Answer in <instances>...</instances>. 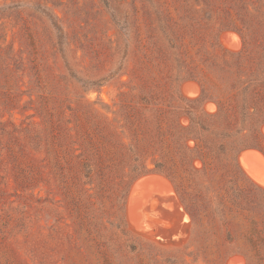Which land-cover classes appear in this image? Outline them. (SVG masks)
Segmentation results:
<instances>
[{
    "label": "rangeland",
    "instance_id": "obj_1",
    "mask_svg": "<svg viewBox=\"0 0 264 264\" xmlns=\"http://www.w3.org/2000/svg\"><path fill=\"white\" fill-rule=\"evenodd\" d=\"M262 123L264 0H0V264H264Z\"/></svg>",
    "mask_w": 264,
    "mask_h": 264
},
{
    "label": "trees",
    "instance_id": "obj_2",
    "mask_svg": "<svg viewBox=\"0 0 264 264\" xmlns=\"http://www.w3.org/2000/svg\"><path fill=\"white\" fill-rule=\"evenodd\" d=\"M232 30H235V31H237L241 36H242V38L244 39V42L246 41V36H245V33L243 32V30L242 29H240V28H238V27H235V28H233ZM193 79H195V80H197L200 84H201V86H202V88H203V92L205 93L206 92V85L203 83V81H201L200 79H196V78H193ZM252 79V78H251ZM255 79V78H254ZM253 79V82L255 81ZM248 81H250V80H248ZM250 84V83H249ZM182 95V94H181ZM200 98H189V97H187V96H184V95H182V100L184 101V103H185V106L182 108L183 109V112L184 113H186V117H188L189 118V121H190V124H189V126H186V125H184L183 123H182V121H181V118H179V120H178V124L180 125V127L181 128H184V127H190V126H199V127H203V128H206V127H208V119H210L211 117H213L214 115L216 116L217 114H216V112H214V113H210V112H208L206 109H205V104H201L199 101ZM219 106H220V104H219ZM219 109H221V107L219 108ZM185 117V116H184ZM263 126H264V123H262L261 124V128H260V130H262V132H263ZM264 134V133H263ZM195 140H196V142H197V144H199L200 142H199V139L198 138H194ZM194 139H192V140H194ZM188 139H187V141H185V143H186V146L188 147V148H192L189 144H188ZM250 146H254V147H257V148H260L263 152H264V145H262V144H250ZM218 148H217V150H219L220 152H226L227 150H226V146H225V144L224 143H220L218 146H217ZM201 159V161L203 160L202 158H200ZM203 162V161H202ZM205 164H206V167H207V162H205ZM237 166H238V164H237ZM192 167H193V169L195 170V172H200V171H202V168H198V167H196L195 165H194V161L192 162ZM240 169V168H239ZM241 170V169H240ZM148 171H152V170H148ZM148 171H146V172H148ZM154 171H156V172H160V173H162V174H164L172 183H173V185H174V187H175V189L177 190V192H178V194L180 195V197H181V199H182V201H183V203L186 205V207H187V209H188V211H189V213L191 214V216L194 218L195 217V212L193 213V210L191 209V208H189V206L186 204V202H185V200H184V198H183V189H182V186H181V183H180V179L179 178H177L175 175H173V174H171V173H168V172H166V171H164L162 168H160V167H158V168H156ZM145 173V172H144ZM142 174V173H141ZM140 174V175H141ZM139 176V175H138ZM225 176V175H224ZM249 184L250 185H253L254 187H256L259 191H261V192H263L264 193V189L262 188V187H260V186H258V185H256V184H254L253 182H251V181H249ZM233 185H235V183L233 182V179H231V180H229V186H233ZM236 186V185H235ZM237 190V189H236ZM235 189L234 190H231L230 192H232L230 195H231V198H232V200H231V202L232 203H230L232 206H236V210H237V212H236V214L235 215H237L238 214V211H240V207L239 206H237L235 203L238 201V198L235 196V191H236ZM126 199H127V197H126ZM223 216H227V215H229V214H222ZM238 217H240V216H238ZM125 218H126V214H125ZM125 220V219H124ZM127 222V221H126ZM126 224V223H125ZM241 252V254H243L245 257H246V259H247V261H248V263L249 264H253V262L255 261V257H256V252L255 251H253V249H249L248 247H247V250H242V251H240ZM231 257V256H230ZM229 258V257H228Z\"/></svg>",
    "mask_w": 264,
    "mask_h": 264
},
{
    "label": "water",
    "instance_id": "obj_3",
    "mask_svg": "<svg viewBox=\"0 0 264 264\" xmlns=\"http://www.w3.org/2000/svg\"><path fill=\"white\" fill-rule=\"evenodd\" d=\"M253 151H257V152H260L263 156H264V152L260 149V148H255V147H247V148H244L240 151V153L238 154V156L236 157V163L238 164L239 168L242 170V172L248 177L250 178L254 183L258 184L257 182H255L248 174L247 172L245 171V169L243 168V166L250 172V174L252 176H254L255 178H257L258 180L260 181H263L264 180V171L258 169V166L256 165V163L254 162V160H252V157L254 156V152ZM241 156V158H240ZM241 159V161H240ZM243 166H242V164ZM144 177H148V179L143 182L141 184V187L144 189V190H147V185L149 183H154V184H157V177H164L166 178L164 175L162 174H159V173H147L141 177H139L136 182L138 180H140L141 178H144ZM136 182L134 183V185L136 184ZM133 185V187H134ZM259 186H261L260 184H258ZM133 189V188H132ZM130 201V200H129ZM127 214H128V218L130 219V221L132 223H134L135 225V220H134V217L129 213V202H128V206H127ZM136 226V225H135Z\"/></svg>",
    "mask_w": 264,
    "mask_h": 264
},
{
    "label": "bare ground",
    "instance_id": "obj_4",
    "mask_svg": "<svg viewBox=\"0 0 264 264\" xmlns=\"http://www.w3.org/2000/svg\"><path fill=\"white\" fill-rule=\"evenodd\" d=\"M254 157V156H253ZM254 162L256 163V165L259 167V164H260V168L262 169V167H263V165H262V162H261V160H260V157H256L255 156V159H254ZM259 169V168H258ZM263 170H264V167H263ZM262 170V171H263ZM143 182V181H142ZM141 186V185H140ZM167 186H165L163 183H160V184H154V183H149L148 185H147V190H144L143 188H141V190L143 191V192H151V191H153V192H159V193H164L165 192V194H166V192H169V191H167L168 190V188H166ZM162 190V191H161ZM170 190V189H169ZM140 193H141V191H140ZM144 193V194H145ZM151 194H153V193H151ZM156 194V193H155ZM134 195V194H133ZM146 195V194H145ZM151 196V195H150ZM138 197V196H137ZM143 197V196H142ZM154 197V196H153ZM153 200V199H152ZM156 200V199H155ZM145 201V200H144ZM154 201V200H153Z\"/></svg>",
    "mask_w": 264,
    "mask_h": 264
}]
</instances>
